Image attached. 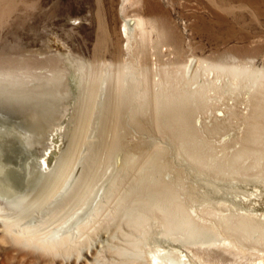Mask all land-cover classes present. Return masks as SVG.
Returning a JSON list of instances; mask_svg holds the SVG:
<instances>
[{"label": "rangeland", "instance_id": "rangeland-1", "mask_svg": "<svg viewBox=\"0 0 264 264\" xmlns=\"http://www.w3.org/2000/svg\"><path fill=\"white\" fill-rule=\"evenodd\" d=\"M8 1L12 3L13 11L7 22L0 26V57L12 61L54 57L68 73L54 77L59 86L55 84L49 89L51 92L48 89L37 94L31 91H25V94L22 91L0 92V126L3 123L10 126L17 139L13 141V136V139L8 135L0 136V202L4 207L22 201V206L32 210L29 221L33 222L51 210H61L65 201L71 200L72 206L83 203V212L65 229L69 232L74 223H83L89 217L99 201L108 197L109 203L113 201L111 194L114 195L112 189L115 185L114 188L120 186L116 192L121 194L136 185V178L139 180L138 177L143 179L149 175L166 179L176 187L181 182L184 191L187 189L182 191V198L188 205L201 209L203 202L211 203L210 206L220 211L218 214L232 217L230 226L234 229L225 230L226 233L242 243H256L259 252L264 253V172L261 173L264 162L257 165L253 157L244 155L248 149L253 151L254 148H247L244 145L246 140L239 139L245 125L238 121L241 114L246 113L243 101L253 94L255 82L264 75V0ZM140 20L148 31H152L146 45H141L138 39L136 24ZM125 26L129 34L135 35L136 41L131 45L123 33ZM198 60L207 62L201 64V75L197 71ZM185 64H191L190 78L186 82L188 90L199 91L200 86L205 89L193 94L198 107L188 106L190 110L188 108L184 123H175L174 116L178 112L170 107L166 109L167 105L160 102L166 90L158 81H148L146 85L129 84L128 95L121 97V101L114 91H106L103 83L108 75L106 69L98 80L89 79L94 66H109L115 71L148 69L154 72L176 69ZM208 64L239 65L251 68L252 72L240 79V86L234 87L229 75L213 70L207 72ZM87 84L98 86L94 88L97 91L90 92L92 88ZM144 87L150 94L149 99L131 98L132 91L138 96L137 92L144 91ZM167 87L176 86L168 83ZM109 96L114 97L115 102L110 99L109 104ZM207 101L214 103L208 109L205 107ZM181 126L187 129L186 134L189 133L186 138L183 136L184 139L181 130L176 129ZM16 135L24 136V149L18 142L21 137ZM211 136L214 137L212 140L209 139ZM5 141L13 146L9 148ZM193 149L200 152L199 162L189 156L188 152ZM210 159L214 164L206 165ZM59 174L64 176V182L57 184L59 187L52 192L50 182L57 181ZM154 230L155 237L160 240L159 231ZM101 234H105L104 231ZM179 243L167 242L166 246L180 248ZM74 258L50 255L36 246L16 243L0 225V264H76ZM77 264L83 263L79 261Z\"/></svg>", "mask_w": 264, "mask_h": 264}, {"label": "bare ground", "instance_id": "bare-ground-1", "mask_svg": "<svg viewBox=\"0 0 264 264\" xmlns=\"http://www.w3.org/2000/svg\"><path fill=\"white\" fill-rule=\"evenodd\" d=\"M12 11H13V7H12V3L10 1L0 0V26L7 22V19L9 17V15L12 13ZM136 26L138 28V32H139L138 39H139L141 45L142 44L146 45L147 42L149 41V34L152 31H148L145 27L144 22L141 20L136 24ZM123 33L127 37V42L129 43V45H131L133 41H136L135 35H133V33L129 34V32H127L126 26L123 29ZM32 61H34L35 63L34 62L32 63ZM59 63H60V61L55 59L54 57H47L44 60H39L37 58H34L31 60H18V61H14V60L12 61L10 59L5 60V59H2L0 57V92L4 91L6 93V92L10 91V92H16L17 93V92L22 91L21 93L24 92V94H25L27 91H29V92L31 91V92H34L37 94L38 92L44 93L46 91V89H48V91H50L52 88H54L55 84L57 85V81L55 83L56 79L54 77H56V75H58V74H59V77L60 76L63 77L64 75H67V73H68L67 69L65 67H63L62 65H60ZM205 63L207 64V62L202 61V60H198L196 63L198 65L197 66L198 68L197 67L196 68H197V71H199L200 75H201V68H200L201 64L205 65ZM101 64H99V65H101ZM94 65H95V63H94ZM190 65L191 64H185V65L180 66L179 68H176V69H170V68H167L164 70H158L157 69L158 71H154V72H151L148 69L147 70L146 69H144V70L138 69L137 71H136V69L125 70V71H121V70L115 71V70H112L111 67H109V66L107 68H103L104 67L103 65L102 66H94L90 70L89 79L90 80L91 79L92 80H96V79L98 80L100 78V76L102 75L101 72L104 69H106L107 70L106 73L108 75L103 82L104 85L106 86V91L109 89H110V91L111 90L114 91L115 95L117 94V96L119 97V100L121 99V97L124 98L128 95L127 90L130 89V88L128 89V87H130L131 85L136 86V85H140L141 83H144V85H146V83L148 84V81L149 82L158 81L161 84H163L162 86L166 90L164 97H163V100L162 101L160 100V102L164 103V105L165 104L167 105L166 109L168 107H170L169 109H173V110H176L175 112H178V114H176L174 116L176 118V119H174L175 123L176 122L184 123V121H187V117H188L187 114H189L188 113V111L190 110L189 105H194L195 108L198 107L197 106L198 101H195V99H194L195 97H193V94L199 93V91H203L205 89L204 86H200L198 88V89H200L199 91L194 89L190 92L188 90L189 88H187L186 82H187L188 77H189L188 71H189ZM208 65L209 66L206 67L207 72L210 70L211 71L213 70V71H218L221 74L229 75L230 79H231V85L234 87L240 86V83L242 81L240 79L242 77H247L252 72L251 68H246L244 66H239V65H235V66L213 65V64H208ZM199 68H200V70H199ZM197 71H196V73H197ZM82 78H83V76H82ZM168 83H170V84L174 83V85L176 87H172V89H169L167 87ZM84 84H86V83L84 82ZM129 84H131V85H129ZM88 85H90V87L92 88L89 90L90 92L91 91L92 92L97 91V89L95 91L94 88H97L98 86L87 84V86ZM57 86H59V85H57ZM253 89H254L253 94H251L250 97H248V98L245 97L246 99L242 103V105L245 106L244 110L246 111V113H242V111H241L242 116H241V118H239L240 120H238V121H240L241 124H244L245 126H244V131L242 130L243 134L240 135L239 139L246 140V143L244 145L247 146V148L248 147L254 148V149L252 148L253 151L248 149L244 155L246 156V158L250 157V156H251L250 158L253 157L254 160L253 159L252 160L255 161L254 163H257V165H259L262 162H264V75L261 76L259 78V80L255 82ZM83 90H85V89H83ZM103 90H104V88H103ZM131 90H133V89H131ZM143 90L144 91H142V92H140L141 90L137 92V94H140L138 96L136 95V92L132 91L133 96L131 95V98L137 99L136 97H139L138 99H141L142 101L145 99H149L150 94L147 92V88L144 87ZM233 90L235 91V89H233ZM231 93H233V92H231ZM29 95H30V93H29ZM111 97L112 96H109V100H107L109 104H110V101L114 99V97H113V99ZM28 99H27V101H28ZM96 99H98V97ZM107 99H108V97H107ZM4 100L5 99H3V101ZM119 100H116V101H119ZM141 100H139V101H141ZM107 101H106V105H108ZM121 101H122V99H121ZM157 101H156V103L159 102V101L158 102ZM114 102H115V99H114ZM87 103H89V102H87ZM128 103H129V101H128ZM206 103H207L205 105L206 108L210 107L214 104L213 102H210V101H207ZM13 104H15V103H13ZM116 104H118V103H116ZM41 105H42V103H41ZM104 105H102V106H104ZM118 105H120V104H118ZM105 106H104V109H107V107L105 108ZM116 106H114V107H116ZM109 107H111V106L109 105ZM119 108L120 107H118L117 110H119ZM188 108H189V110H188ZM94 109H95V107H94ZM130 110H129V112H130ZM137 110L141 111V109L139 110L138 107H137ZM143 110H145V108ZM48 111H50V110H48ZM83 112L85 113V111H83ZM122 112H123V110H122ZM131 112H133V110H131ZM125 113H126V111H125ZM233 113H235V112H233ZM155 114H157V113H155ZM102 115H104V114H102ZM119 115H121V114H119ZM162 115L164 116V114H162ZM122 116H123V114H122ZM143 116H145V115H143ZM153 116H155V115H153ZM13 117H15V116H13ZM84 117H86V116H84ZM137 117H138V115H137ZM118 118H120V117H118ZM236 118H237V116H236ZM153 119H155V117ZM230 119L235 120L233 117H230ZM160 121H162V120H160ZM164 121H166V120H164ZM9 123H11V122H9ZM190 124L188 123V125H190ZM223 124H224V122H223ZM162 125H163V123H162ZM16 126H18V125H16ZM10 128H11L10 126L6 127L3 123V125L0 126V136L3 135V137H4V136L8 135L9 138L10 137L12 138V136L14 138V134L12 135L13 132L11 131ZM103 129H104V127H103ZM168 129H170V128L168 127ZM176 129L178 131L181 130L180 135L182 136V138H183V136L186 138L187 135L189 134V133L186 134L185 130H187V129H185L183 126H181V128L179 127ZM18 130H19V128H18ZM157 130L159 131V129H157ZM224 130H226V129H224ZM174 131H176V130H174ZM21 132H23V130ZM187 132H189V131H187ZM175 134H177V131ZM16 136L21 137V139L24 138L23 135H21V136L16 135ZM218 136H219V134H218ZM26 137H28V136H26ZM201 137H200V139H201ZM213 138L214 137L211 136V138H209V139L212 140ZM162 139H163V137H162ZM206 139H207V137H206ZM15 140H17L16 137L13 139V141H15ZM112 140H113V138H112ZM229 141L230 140H228V142ZM18 142H21L20 146L23 147L22 149H24L26 147V145L23 143L24 142L23 139L21 141H18ZM203 142H206V141H203ZM5 144H6V141H5ZM218 144H219V142H218ZM220 144H223V143L221 142ZM193 145H195V144H193ZM6 146H9V148H10L11 146H13V144L9 143V144H6ZM180 147H182V146H180ZM195 147H196V145H195ZM222 147H225V146H222ZM113 148H115V147H113ZM215 148H216V146H215ZM204 149H205V147H204ZM201 150H203V149H201ZM234 150H237V149H234ZM182 151H184V150H182ZM198 152L199 151L197 149H193V150H190V152H188V153H189V156L194 161L198 160L197 162H199L200 161L199 160V158H200L199 153L200 152L199 153ZM183 154H185V153H183ZM213 155H214V153H213ZM242 155L243 154L241 153V156ZM186 157H188V155ZM209 157H211V156H209ZM213 157L214 156H212V158ZM229 157L231 158L232 156L230 155ZM239 158H241V157H239ZM126 160L128 161L130 159H126ZM188 160H190V159H188ZM188 160H187V162H188ZM232 160H234V159H232ZM103 162H104V160H103ZM126 163H128V162H126ZM160 163H162V162H160ZM203 164H206V163H203ZM213 164H214L213 160L210 159L207 161L206 165H213ZM126 165H128V164H126ZM107 166H109V165L107 164ZM128 166L130 167V165H128ZM128 166H126V167H128ZM166 166L169 167V165H166ZM198 166L200 167L201 165H198ZM195 167H197V166H195ZM218 167H220V166H218ZM153 168L155 169L156 167H153ZM201 168L203 170V167H201ZM142 169H144V168L142 167ZM168 169H170V168H168ZM204 169L206 170V167ZM236 169H237V167H236ZM239 170H241V169H239ZM129 172H132V171H129ZM145 172H147V171H145ZM152 172H153V170H152ZM263 172H264V170L261 171V173H263ZM240 173H242V171ZM147 174H148V172H147ZM215 174H217V173H215ZM226 174H223V175H225L226 177H229V175L227 176ZM131 175H133V174H131ZM230 175H232L231 172H230ZM59 176H60V178L57 181L51 180L50 191H52V192L56 191V189L59 187V185H57V184H60V182L61 183L64 182L63 181L65 179L64 176L62 174H59ZM87 176H89V175H87ZM119 176H120V174H119ZM127 176H129V175L127 174ZM141 176H144V175L141 174ZM145 177H147V176H145ZM226 177H224V178H226ZM102 178H103V176H102ZM132 178L133 177H131V179ZM138 179L139 180H137V178H136V182L137 181L138 182L136 183V185H133L132 188L128 189V186H127L128 190L125 191V189H124L125 187H124L123 189L125 192H122L121 194L116 192L117 188L119 189L120 186L119 187L117 186L116 188H114L116 186L115 185L112 189L114 195L111 194V196H113V201H111L109 203L108 202L110 200L109 197L106 198L107 200L105 199V200L99 201V203L97 204V207L91 212L89 217L83 223H81L80 221L74 223L72 231L70 230L69 232H65V229L73 220H75L83 212V210H84L83 207L85 206L83 203H81L78 206H76L77 204L72 206L71 200L65 201L63 203L64 208H62L61 210H59V211L51 210L50 213H45L41 217L36 218L33 222H30L29 219H30V214H31L32 210L28 209L25 206H22L23 205V204H21L22 201L16 202V203H14V202L9 203V206H7V208L4 207L2 205V203L0 202V222L2 224V227L5 231V233L8 234L9 238L11 240L15 241L16 243L26 244L29 246H36L41 251H43L44 253H47L50 255H60V256L63 255V256H68V258L75 257L74 259H75L76 264L79 261H82L83 264H264V253L259 252L256 243L248 245V244L242 243L238 239H235L234 237H232L229 232L226 233V231L234 229V226H230V223L232 221L231 216H227V215L224 216V215L218 214L220 211L218 209L214 208L213 206H210L211 203L208 204L206 202H203L204 204L200 205V208L202 206L201 209H199V208L197 209L196 207L192 206L193 204L188 205L186 203V201L182 198V195L184 194L183 192H185L187 189L184 191L185 188H184V186H182V184L179 180H177V181H179L180 184L175 182L178 184V187H176L173 185V183L168 182L166 179H161L160 177L152 178L151 176L148 175L147 178L143 177V179H141L138 177ZM128 180H129V178H128ZM114 181H116V179ZM115 183L116 182H114L112 184L114 185ZM122 184H124V183H122ZM128 184H130V183H128ZM112 190H110V191H112ZM79 192L81 193V191H79ZM107 194H109V193H107ZM191 202H193V201H191ZM194 203H195V201H194ZM200 204H202V203H200ZM195 205L197 206V203ZM33 206H35V205H33ZM31 208H35V207H31ZM33 210H35V209H33ZM223 227L225 229H223ZM239 228L240 227H238V229ZM154 229H157L159 231V235H161L160 240H158L156 238L157 236L155 237V230ZM102 231H104L105 234H101ZM156 233H158V232H156ZM153 236L156 239L153 238ZM167 242H170V243L180 242L179 244H181V247L175 248V247H171V246H166ZM33 258H34V256H33ZM67 262H68V260H67ZM71 263H73V262H71Z\"/></svg>", "mask_w": 264, "mask_h": 264}]
</instances>
